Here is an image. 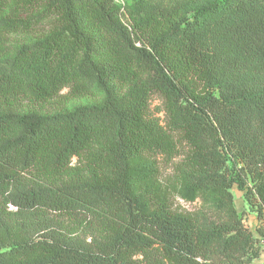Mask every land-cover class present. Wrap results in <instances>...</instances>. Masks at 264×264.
Segmentation results:
<instances>
[{
  "label": "trees",
  "instance_id": "1",
  "mask_svg": "<svg viewBox=\"0 0 264 264\" xmlns=\"http://www.w3.org/2000/svg\"><path fill=\"white\" fill-rule=\"evenodd\" d=\"M129 1L0 0V264L261 253L264 0ZM94 91L100 100L60 112L25 109ZM177 156L163 182L159 162ZM175 197L199 205L174 208Z\"/></svg>",
  "mask_w": 264,
  "mask_h": 264
},
{
  "label": "rangeland",
  "instance_id": "2",
  "mask_svg": "<svg viewBox=\"0 0 264 264\" xmlns=\"http://www.w3.org/2000/svg\"><path fill=\"white\" fill-rule=\"evenodd\" d=\"M116 1L119 2L124 7L126 1H129V0H116ZM144 1H151V2L160 1V2L165 3V4L172 2V0H144ZM125 7H126V5H125ZM48 28H49V22L45 21L44 23L40 24L39 27H36V29L30 34H19V33L10 34L8 37V42L11 44H18L20 42L30 40L32 38H35V37L41 35ZM101 96H102L101 93L94 91L90 95L82 96L79 98H73V99H66L64 97H57V98L51 99L48 102H44V103L28 102L27 103L28 105L25 107V109L32 106V107L40 109L43 113L52 114V113H56V112L66 110V109H71V108L78 106V105H84V104L96 102V101L100 100ZM157 106L158 107L160 106V101H159L157 95H153L151 98L150 107L152 109H154ZM157 115L160 116L161 119H163V117H164L162 112L157 113ZM178 148H179L180 152H183L186 150L184 145H179ZM179 158H180V156H177L174 159H172L171 161L161 160L159 162V176L163 182L167 181L168 179H170L172 177L174 165H175V163H177ZM229 166L231 168V165H229ZM232 167H233V165H232ZM231 193L233 196L234 205L236 207L237 212L244 217L246 224L251 229H253L252 226H253V224H255V221L258 219H256L257 217L255 216L254 211L249 207V204L246 202V200L243 196V191L238 189L237 185L234 184L231 187ZM198 205H199V202H197V201L189 203V202H184L183 200H181L177 197H175L173 199V207L174 208L177 206L180 209L190 210V209L198 207Z\"/></svg>",
  "mask_w": 264,
  "mask_h": 264
},
{
  "label": "crops",
  "instance_id": "3",
  "mask_svg": "<svg viewBox=\"0 0 264 264\" xmlns=\"http://www.w3.org/2000/svg\"><path fill=\"white\" fill-rule=\"evenodd\" d=\"M257 223H258V220L255 221V224H253V226H252L253 229ZM250 264H264V241L262 243V250H261L260 255L257 258H255Z\"/></svg>",
  "mask_w": 264,
  "mask_h": 264
},
{
  "label": "built area",
  "instance_id": "4",
  "mask_svg": "<svg viewBox=\"0 0 264 264\" xmlns=\"http://www.w3.org/2000/svg\"><path fill=\"white\" fill-rule=\"evenodd\" d=\"M115 2H117L116 0H115ZM118 4H120L119 2H117ZM121 5V4H120ZM121 10L123 11V8H121ZM182 200V199H181Z\"/></svg>",
  "mask_w": 264,
  "mask_h": 264
}]
</instances>
